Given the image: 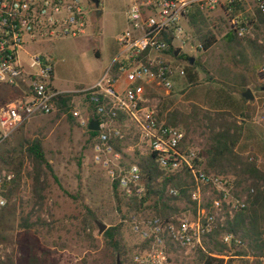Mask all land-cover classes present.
<instances>
[{"label":"built area","instance_id":"1","mask_svg":"<svg viewBox=\"0 0 264 264\" xmlns=\"http://www.w3.org/2000/svg\"><path fill=\"white\" fill-rule=\"evenodd\" d=\"M125 1L118 54L98 81L79 92L93 104L97 116L92 162L111 184L118 181L124 196L141 197L145 191L140 167L123 155L129 147L119 151L114 145L128 133L155 156L164 174L187 172L191 177L192 211L168 219L132 216L128 223L148 243L133 256V264H169L170 247L201 248L204 237L248 205L247 194L235 198L231 182L204 171L200 150L185 147V133L160 115L159 106L172 94L174 80L186 76L187 58L203 53L191 16L223 20L228 34L263 45L256 28L264 38V27L257 24L256 12L264 15V0ZM92 5L90 0H0V88L13 93L0 105V146L24 121L58 111V98L68 92L55 87L53 60L44 48L56 40L85 36L94 22ZM257 73L264 85V63ZM13 180L12 173L2 172L0 186ZM165 192L177 196L179 189L166 187ZM211 192L216 194L210 196ZM6 204L0 190V208ZM221 242L228 248L242 245L231 233L224 234Z\"/></svg>","mask_w":264,"mask_h":264},{"label":"rangeland","instance_id":"2","mask_svg":"<svg viewBox=\"0 0 264 264\" xmlns=\"http://www.w3.org/2000/svg\"><path fill=\"white\" fill-rule=\"evenodd\" d=\"M125 4V0H100L99 16L93 13L94 22L85 36L56 40L44 48L53 60L55 87L71 95L70 108L66 113L56 111L49 116L24 121L0 146V176L2 172L14 175L12 182L0 186L1 194L7 200L6 206L0 208V264H31L33 259L40 264H116L118 256L105 244L103 233H98L95 221L104 224L106 229H120L127 259L141 241L128 224L135 215L127 214L124 208L121 213L116 210L111 180L92 162L87 133L91 112L85 97L79 92L98 81L118 54L116 40L125 28ZM206 23L202 34H213L216 44L207 52L191 56L198 63L197 80L184 89L175 88L171 101L159 106L163 120H173L175 126L185 133V147L200 151L204 150L211 131L220 129L219 124L241 126L242 137L243 126L252 122L256 128L253 134L264 136V93L254 90L257 100L252 110L237 116L239 118L186 103L184 92L192 88L209 100L216 98L217 102H211L213 107L220 104L223 107L231 87L222 71L249 66L252 76L256 77L257 64L260 67L264 63V38L260 31L256 34L262 38L263 45L257 41L236 40L227 33V24L223 20L212 17ZM4 93H11V90L5 89ZM220 113L226 114L224 119ZM240 120L244 122L240 123ZM34 141L41 142L51 168V172L44 169L37 186L33 184V165L25 149ZM128 147L125 153L129 162L135 160L136 153L147 152L138 138L135 145ZM260 154L261 159L257 160L253 154L242 155L252 156L258 167L264 170V151L260 150ZM249 184L250 181L243 183L234 190L233 196H244L243 188ZM4 186L12 187L10 196L5 195ZM184 206V202L178 205L179 208ZM174 215L180 216L171 214ZM228 221H224L223 227ZM199 248L170 247L167 250L168 262L197 264ZM235 249H243L259 264V258L254 257L256 254L244 242L228 248L224 256H213L233 264ZM119 261L123 264L120 258Z\"/></svg>","mask_w":264,"mask_h":264},{"label":"trees","instance_id":"3","mask_svg":"<svg viewBox=\"0 0 264 264\" xmlns=\"http://www.w3.org/2000/svg\"><path fill=\"white\" fill-rule=\"evenodd\" d=\"M256 18L257 24L264 27V15L257 11ZM191 24L199 36L203 52H207L216 44V38L210 32L202 34L203 27L207 23L198 13L191 16ZM258 31L259 26L256 28V33ZM257 37L259 36L257 35ZM248 43L254 44L252 42ZM197 65L198 63L194 59L193 64L189 65L186 69V76L190 84L195 83L197 80ZM70 100L71 95L69 93L61 95L57 103L58 111L66 113L70 108ZM242 101L245 102L244 99ZM86 102L91 112L89 120L97 119L93 104L87 99ZM220 114L224 119L226 114ZM166 124L176 127L174 121L171 119ZM218 126L220 129L218 131H211L203 148L204 150L200 151L205 160L204 171L221 176L226 182H231L234 190L240 188L243 183L250 181L248 186L242 187L248 196V205L243 210L236 211L232 220L228 221L226 227L217 228L202 239L197 264H230V262H225L220 257L213 256L225 255L228 248L221 243V239L226 233H231L246 243L247 248L256 254L254 255L255 258L260 259L264 257V170L258 167L252 156L242 155L235 151L241 138V126L228 124H219ZM130 131L131 128H128L127 132ZM87 133L89 141L92 144L91 139L96 135V132L87 129ZM135 140L137 141V136L128 133L123 141L116 142L114 145L117 150L122 151L129 145H135ZM25 149L33 165V184L37 186L40 184L44 169L47 168L51 172V168L46 161L41 142L34 141ZM145 153L140 155L136 153L135 162L133 160L129 162L127 154L123 152V155L127 158V162L136 163L140 167L145 191L141 197H126L120 191L118 181L115 180L111 184V188L116 210L121 213V209L124 208L127 214H134L138 218L159 217L162 219H168L171 214H181V212L187 210L192 211L193 203L190 200L192 180L189 174L183 172L176 175H166L157 167L155 156L147 154V152ZM166 187L179 189V194L177 196H169L165 192ZM251 188L253 189V193L249 194L248 192ZM4 189L6 190L5 195L10 196L12 187L7 188L4 186ZM213 193L216 194L215 192H211L210 196ZM208 201L209 199H207ZM183 202L185 206L179 208L178 205ZM102 236L105 244L121 259L123 264H133V256L142 253L148 245L147 242L140 241L135 246L134 254L127 259L125 258L126 251L122 245V234L118 227L107 228ZM204 244L207 248L206 250H204ZM246 253L243 249H235L232 257L249 256ZM30 263L40 264L34 259Z\"/></svg>","mask_w":264,"mask_h":264},{"label":"crops","instance_id":"4","mask_svg":"<svg viewBox=\"0 0 264 264\" xmlns=\"http://www.w3.org/2000/svg\"><path fill=\"white\" fill-rule=\"evenodd\" d=\"M194 59V58H193ZM257 70L259 68V64H257ZM249 66H243L240 68H231L230 70L222 71L225 80H227L228 85L231 87V92L226 94V97L228 101L225 103L226 105H223V107H213L211 105V102H217L216 98H213L211 100L205 98L206 96L202 95L201 92H198L197 90H193L192 88H189L184 92V97L187 104H193L196 107H199L201 109H208L211 108L212 110H215L217 112H227L233 117H237L242 115L245 112H249L251 107L254 105V102L257 100V96L255 95V91H258V93H264L261 91V87L263 85L259 82V76L257 73L256 77L252 76V73L249 71ZM198 75V72H197ZM187 84H190L187 76L186 78H176L174 80V89L176 88H186ZM192 85V84H190ZM92 86V85H91ZM6 88H0V102L4 100H8L12 97L13 93H4ZM250 89L252 95H253V101H242V93L246 90ZM255 90V91H254ZM68 92V91H65ZM172 94L165 98L163 103H168L171 101ZM161 115V112H160ZM162 117V116H161ZM239 118V117H237ZM240 123H243L244 120H240ZM89 123V122H88ZM171 126V125H170ZM177 128V127H176ZM256 128L252 126L251 123H247L243 126L242 130V137L240 140V144H238L235 148V151L240 154H253L258 159H261L260 150L264 151V136L257 134L256 136L253 134V131ZM256 131V130H255ZM260 148V150H259ZM234 259L233 264H256L255 260L250 256H244V257H232ZM245 260V261H242ZM259 264H264V257L259 259Z\"/></svg>","mask_w":264,"mask_h":264},{"label":"water","instance_id":"5","mask_svg":"<svg viewBox=\"0 0 264 264\" xmlns=\"http://www.w3.org/2000/svg\"><path fill=\"white\" fill-rule=\"evenodd\" d=\"M90 2L93 4V6L95 8H98L100 5V0H90ZM193 61H194L193 58H189L190 65L193 64ZM261 91L264 92V85L261 87ZM242 98L246 101H249V102L253 101V95H252L250 89H246L242 93ZM87 128L89 131H92V132L98 131V122L95 120H90ZM95 224L98 227V233L99 234H102L106 230V226L104 224L97 222V221ZM116 264H121L118 257L116 259Z\"/></svg>","mask_w":264,"mask_h":264},{"label":"flooded vegetation","instance_id":"6","mask_svg":"<svg viewBox=\"0 0 264 264\" xmlns=\"http://www.w3.org/2000/svg\"><path fill=\"white\" fill-rule=\"evenodd\" d=\"M90 7H91V10H93L94 14H95L96 16H99V7H98V8H95L93 5L90 6Z\"/></svg>","mask_w":264,"mask_h":264}]
</instances>
